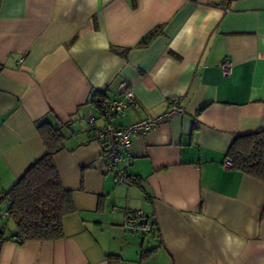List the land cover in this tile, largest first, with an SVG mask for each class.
Returning <instances> with one entry per match:
<instances>
[{"label": "crops", "instance_id": "obj_1", "mask_svg": "<svg viewBox=\"0 0 264 264\" xmlns=\"http://www.w3.org/2000/svg\"><path fill=\"white\" fill-rule=\"evenodd\" d=\"M122 83L141 110L114 126L183 108L132 140L129 187L87 130L105 122L91 95L120 99ZM43 119L64 136L54 167L75 212L37 244L0 214V264H264V183L223 164L264 131V0H0V200L45 155ZM132 211L157 231L124 229Z\"/></svg>", "mask_w": 264, "mask_h": 264}, {"label": "trees", "instance_id": "obj_2", "mask_svg": "<svg viewBox=\"0 0 264 264\" xmlns=\"http://www.w3.org/2000/svg\"><path fill=\"white\" fill-rule=\"evenodd\" d=\"M151 37L149 35L142 43L146 44ZM105 97L97 93L91 95V102L100 112L108 104ZM37 130L46 147L45 155L26 170L0 200L5 203L6 217L15 224L17 234L12 238L19 239L15 241L18 244L61 241L65 238L64 218L75 212L73 194L64 190L54 167L53 157L63 149L60 127L43 119ZM227 152L230 168L264 183V131L236 138ZM129 180L131 184L136 182ZM148 220L152 234L157 227L155 221ZM112 259L113 256L108 258L109 264H114Z\"/></svg>", "mask_w": 264, "mask_h": 264}, {"label": "built area", "instance_id": "obj_3", "mask_svg": "<svg viewBox=\"0 0 264 264\" xmlns=\"http://www.w3.org/2000/svg\"><path fill=\"white\" fill-rule=\"evenodd\" d=\"M222 77H228L232 67L228 62L219 63ZM120 95L122 98L109 102L104 110L100 112V119L105 121L103 125H97V121L93 118L87 120V130L92 133L93 139L98 141L102 146V157L104 168L111 173L115 181L125 187L131 186V180L128 179L123 163L132 146L131 142L135 137H141L151 132L155 127L165 124V122L175 118L183 113V108L178 104L177 100L170 101L169 107L164 113L158 116L147 117L138 122L129 124V126H114L110 120L116 117H123L124 111L128 106L134 107L138 111L141 110L131 88L125 83L121 84ZM225 169L231 167L229 158L224 161ZM2 217H6L7 213H0ZM125 222L123 228L131 233L139 234L143 237L150 235L152 229L150 222L142 211H132L125 214ZM153 221V220H152ZM14 241L19 239L12 238Z\"/></svg>", "mask_w": 264, "mask_h": 264}]
</instances>
